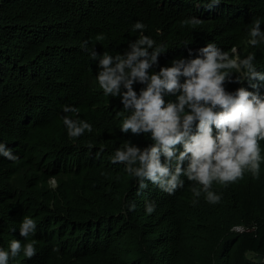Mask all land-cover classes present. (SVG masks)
I'll list each match as a JSON object with an SVG mask.
<instances>
[{
  "label": "trees",
  "instance_id": "trees-1",
  "mask_svg": "<svg viewBox=\"0 0 264 264\" xmlns=\"http://www.w3.org/2000/svg\"><path fill=\"white\" fill-rule=\"evenodd\" d=\"M211 4L0 0V143L19 156L15 162L0 156V248L9 250L13 239L35 240L37 250L31 259L21 251L8 264H264L247 257L249 251L264 254V140L259 175L246 172L228 186L214 182L212 190L222 197L217 204L203 193L194 197L195 185L186 177L174 195L151 183L137 195V181L125 165L111 163L126 141L140 148L153 141L150 134L120 131L128 113L119 97L99 87L90 50L124 53L139 38V30L132 31L136 21L166 48L150 73L174 59L195 58L209 42L230 54L235 48L241 59L254 54L257 70L264 72V40L248 42L253 20L260 19L264 31V0ZM192 17L201 23H183ZM99 34L105 39L97 41ZM133 87L139 93L145 86ZM239 87L255 91L246 81L225 84L228 91ZM259 91L264 96V85ZM65 105L79 108L73 118L90 123L92 131L70 137ZM146 201L155 202L152 214ZM132 202L136 208L129 211ZM25 216L37 225L27 240L19 233Z\"/></svg>",
  "mask_w": 264,
  "mask_h": 264
},
{
  "label": "clouds",
  "instance_id": "clouds-1",
  "mask_svg": "<svg viewBox=\"0 0 264 264\" xmlns=\"http://www.w3.org/2000/svg\"><path fill=\"white\" fill-rule=\"evenodd\" d=\"M219 2L212 0L211 5ZM183 23L195 26L201 21L192 17ZM145 28L140 21L133 24L132 31L139 30V38L130 41L122 54L113 56L90 50V59L97 62L99 69L96 75L99 87L106 96L119 97L124 112L128 113L120 131L137 136L150 134L153 141L144 148L126 141L115 150L111 163L125 165V171L137 181V195L149 183L174 195L184 187L186 177L195 185L191 189L194 197L203 193L207 202L217 204L222 197L212 190L214 182L228 186L243 179L246 172L259 175L262 160L259 142L264 140V96L259 89L264 85V72L257 70L254 54L241 59L235 48L230 54L209 42L198 49L195 58L174 59L171 66L150 73L166 48L144 35ZM249 36L252 46L264 40L260 19L252 21ZM103 39V34L96 36L97 41ZM87 44L84 41L82 47L86 49ZM233 70L238 73L235 80ZM245 81L255 91L245 87L235 91L225 88L226 83ZM136 83L145 86L139 93L133 87ZM168 95L176 100L166 101ZM62 111L66 114L63 124L70 137L92 131L90 123L73 118L78 116L79 108L65 105ZM178 145H182V151H178ZM0 156L13 162L19 160L3 143H0ZM197 202L194 199L193 205ZM155 207V202L146 201L147 214H152ZM128 208L134 211L135 202ZM36 228V222L25 216L19 226L20 236L27 240ZM35 244V240L22 244L13 239L9 250L0 248V264H8L10 257L18 256L21 251L28 259L33 258L37 254Z\"/></svg>",
  "mask_w": 264,
  "mask_h": 264
},
{
  "label": "water",
  "instance_id": "water-1",
  "mask_svg": "<svg viewBox=\"0 0 264 264\" xmlns=\"http://www.w3.org/2000/svg\"><path fill=\"white\" fill-rule=\"evenodd\" d=\"M247 257L250 259H255L257 262H263L264 261V254L258 253V252H248Z\"/></svg>",
  "mask_w": 264,
  "mask_h": 264
}]
</instances>
